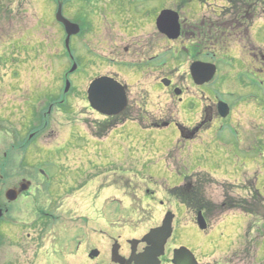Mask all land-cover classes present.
<instances>
[{
    "label": "rangeland",
    "instance_id": "374dc122",
    "mask_svg": "<svg viewBox=\"0 0 264 264\" xmlns=\"http://www.w3.org/2000/svg\"><path fill=\"white\" fill-rule=\"evenodd\" d=\"M122 1L128 6V0H104L102 7L113 4L120 6ZM214 1L213 5H226L223 0ZM254 2L260 3L261 15L258 14L255 19L257 13H254L253 19L249 20L248 28L253 26L246 35L248 37L242 34L243 42L229 39L225 47L217 46V59L209 63L217 65L219 72L210 87L197 88L193 84L189 68L194 57L183 55L179 59H173L176 51H179V56L183 47L188 45L185 39L184 42L180 40L167 44V47H157L154 44L152 51H148L147 59L150 60L157 56L155 54H159L160 49L167 48L162 72L152 68L147 72L145 67L134 66L140 51L135 55L131 49L130 98L135 101L132 102L131 117L140 120L120 126L108 136L107 141H94L90 136L95 127H98L95 119L99 117L84 108V89L91 72H126V69H117L109 64L102 70L91 66L89 73L78 71L71 79L70 97L66 100L71 102L70 106L63 108L56 104L57 108L46 121L48 126L30 146V153L26 154L25 159L30 160V167L36 172L41 171L38 182L44 183L56 178L64 183L71 200L75 202L95 197L120 201L124 198L142 199L146 197L145 189L162 191L165 190L163 187H181L186 177L195 176L194 179H200V174H207L214 182L207 183V179L211 178L209 176L202 181L203 193L219 204L226 187L225 182L238 175L240 180H245L243 182L249 189L243 193L233 189L230 193L235 198L246 197L249 203L247 210L252 211L253 214H249L253 216L233 214L230 218H223L214 229L226 231L229 227L227 225L231 223L232 232L236 234L240 228L251 231L247 233L246 261L248 264H264V224L260 221L264 214V66L261 61L253 58L258 53L264 54V0ZM183 3L184 0H131V11L140 12L141 15L145 13L147 18L149 15L154 17L157 12L169 9L175 11L184 6L180 15L188 25H197L203 21L207 23L209 18L213 22L218 19L216 16L219 11L202 12L197 2ZM41 9L39 0H23L21 12L13 16L14 23L8 26V36L21 38L24 43L23 50L13 52L20 57L16 62V69L14 68L17 73L12 82L14 85L9 83L13 79L11 68L1 63L2 56L11 52L5 51V47L0 45V128L4 130L0 151L14 142V132H19L21 139H25L35 127H39L40 121L30 124L27 120L32 110L27 108L26 102L31 97L35 99L36 94L48 93V89L51 94H56V98L63 94L65 84L61 77L70 67L61 50L64 33L61 27L51 24L48 16H42ZM134 13L131 15L136 16ZM72 17L70 19L78 21ZM136 21L131 16V28H138ZM92 35L91 38L95 41L97 32ZM75 42L74 55L79 64H84L87 59L99 54L105 56L103 58L117 61V57H113L116 53L112 50L114 47L111 41L104 43V46L96 42L81 45L77 38L73 40ZM85 50H90L92 54H87ZM119 54L122 55L123 51ZM121 57L118 58L119 62L128 60L124 55ZM254 68L261 69L262 72H256ZM160 75L170 76L175 84L178 83L185 90L182 101L172 93L167 95L160 86H154V81ZM218 100H222L230 108L229 117L215 124L211 130L209 127L204 129L205 132L199 133L200 137L194 141L180 138V127L192 129L202 119L204 110L213 107ZM11 101L15 104H10ZM38 107L39 109L33 110L36 120L47 109L44 102H39ZM171 120L174 122L168 127H153L154 123L164 124ZM44 149L50 150L45 153ZM211 157H216V162L210 160ZM26 160L24 165H28ZM14 181L12 179L9 183ZM256 191L261 197H256ZM159 193L161 199L163 195ZM253 196L256 198H252ZM144 207L147 209L146 204ZM138 210L141 215L137 218H130L128 221L121 218V227L126 224L131 226L132 222L147 231L160 224V220H151L147 212L143 214L140 207ZM179 214L182 215L173 223L174 233L178 229H194L184 208ZM77 219L79 217L70 218L68 226L71 229H80L84 225L82 220ZM253 245L257 250L262 246V250L258 253L256 250L254 254Z\"/></svg>",
    "mask_w": 264,
    "mask_h": 264
},
{
    "label": "flooded vegetation",
    "instance_id": "af4514ba",
    "mask_svg": "<svg viewBox=\"0 0 264 264\" xmlns=\"http://www.w3.org/2000/svg\"><path fill=\"white\" fill-rule=\"evenodd\" d=\"M223 1L227 3L225 0ZM103 2L104 0H39V5L42 8L41 10H43L42 16H48L51 24L55 23L63 30L61 50L70 67L61 77V81H63L65 86L63 94L59 95L58 98H56V94H51L50 89H48V93L36 94L35 99L31 97V101L28 100L26 102L27 108L32 110V113L27 117L28 123L35 124V121H40L39 127H35L25 139H21L19 132H14V142L9 144L5 150L0 151V264H248V261H246L247 233L251 231L240 228L236 234L232 232L233 226L231 223L227 225L229 227L226 231H216L214 229V226L220 223L223 218H230L233 214L243 213L242 210L232 209L233 204L237 203L239 206H247L249 204L246 197L235 198L230 193V190L233 189H237L239 192L242 191V193L247 192V189H249L248 185L243 182L245 180H240L238 175L231 181L225 182L224 185L226 187L223 190L222 201L219 204L204 195L203 183H201L202 181L197 182L194 179L195 176H193L194 180L190 186L187 185V178L189 177H186L181 187H163L165 190L162 191L161 189H145L146 197L142 199L124 198L119 201L114 198L95 197L93 199H79L78 202H75L71 200L64 183H60L56 178L55 180L49 179L48 182L44 183L38 182L41 171L36 172L30 167V160L25 159L26 154L30 153L32 143L48 126L46 121H48V117L51 116L53 110L57 108L56 104L63 108L70 106L71 102L66 101L70 97V89L67 90L68 92L65 91L66 84L67 82L70 85L72 84L73 77L78 71L89 73L88 70H90L91 66H96L102 70L103 67L109 66V64L117 69L119 67L126 69V72L103 73V71H96L88 74V83H86V88L84 89V108H88L99 117L95 119L98 127H95L94 133L90 136L94 141L104 142L120 126L132 122L136 123L140 120V118L131 117L132 102L135 103L130 98L131 49L134 50L133 54L135 55L140 51V55L135 58L136 65L134 66L145 67L147 72L151 68L158 72L164 70L167 48L160 49L159 54H155L157 56L150 58V60L147 59L148 51H152L154 44L157 47L161 45L167 47V44L171 45L180 40L184 42V39L188 45L183 47L179 56V51H176L173 59H179L178 57L186 55L195 58L192 63H209L211 60L216 61L218 45L225 47L229 39L243 42L241 35L244 34L247 37V33L250 32L253 26L251 25L250 28H247L249 20L253 19L254 13H257L255 19L258 14L261 15L259 5L255 7H231L228 4L224 6L213 5L214 0H205L203 2L193 0L187 3L197 2L202 12L213 10L212 12L216 13L219 11V15L216 16L218 19L213 22L209 18L207 23L203 21L197 25H188L182 21L180 13L181 11L183 12L185 7L181 6V9L173 10L178 14L180 23V36L173 41L165 34L162 35L156 25L161 12H157L154 17L149 15L146 18L145 13L141 15L140 12L134 13L131 11V0L126 2L128 6L122 1L120 6L113 4L102 7ZM185 4L184 2L183 5ZM22 8L23 0H0V45L5 47V51L11 52L2 56L1 63L12 70L13 79L9 82L11 85L15 84L12 83L17 75L14 68L16 69V62L20 58L13 52L23 50L22 46L24 43L21 42L23 40L21 38H14L12 35L8 36V26H11L12 22L14 23L13 16L21 12ZM59 8L64 19L80 27V33L72 36L71 39H68L63 24L56 20ZM101 8L104 9L101 11ZM253 10L254 12L252 13L251 11ZM234 11H238L239 14L235 16ZM133 13L136 16L131 15ZM231 13L234 14L232 20ZM130 15L133 20H137L136 26L138 28H131ZM71 17L78 21L70 19ZM94 32H97L95 41L94 38H91ZM120 36L125 38V40L120 38ZM76 38L81 45H90L96 42L104 46V43L108 44L111 41L114 47L112 50L116 53V56L113 57H117V61L103 58L105 56L99 54L87 59V61L85 57L86 62L84 64L77 63L74 55L75 49H73L74 44H76V42L73 43V40ZM132 38L133 40L131 41ZM32 40L31 38L30 41ZM9 47H12V50H9ZM29 49L32 50V48ZM121 51H123L122 55L119 54ZM85 52L92 54L90 50H85ZM123 55L128 57V60L119 62L118 58ZM253 58L256 61H261L264 66V54L258 53ZM152 59L154 60L152 61ZM192 63L190 64L192 65ZM74 66H76V69L71 72ZM215 66L217 68V65ZM254 71L262 72L258 68H254ZM217 72H219L218 68ZM98 78L113 79L124 87L125 98H127L126 108L120 114L106 116L91 107L88 100V91L91 84ZM163 81H166V86ZM154 82V86L163 88L167 95L172 93V95L177 96L175 92L179 91L180 94L177 98L182 101L181 97L185 94V90L177 85L178 83L175 84L174 79L170 76L160 75ZM210 84L196 85L195 87H210L214 84V80ZM160 87L159 89H161ZM13 89H15V86H13ZM42 98L45 100L41 101ZM38 100L39 102H44L47 109L44 112L42 111L40 116H37L38 120H36L33 110L39 109ZM220 102L222 100H218L213 107H207L204 110V114H202V119L192 129L185 127V129H182L180 127L182 131L180 138L186 141H194L200 137L199 133L205 132L204 129L209 127L208 129L211 130L215 124L226 120L227 117L222 118L219 114L218 104ZM10 104L13 105L15 103L11 101ZM228 110L230 115L231 110L229 107ZM172 122L174 120L164 124L154 123L153 127L158 129L168 127ZM3 135L4 130L0 128V142ZM49 150L44 149L43 152L47 153ZM215 158L211 157L210 160H217ZM25 160L26 162L28 161V165H24ZM201 175L209 176L207 174ZM12 179L15 181L10 184L9 182ZM210 179L214 182L212 177ZM180 189L184 190L175 194V191ZM9 190H14L17 193L14 201L7 199ZM196 190H198V193ZM159 192L163 195L161 199ZM258 193V191L255 192L257 194L256 197H261ZM256 197L253 196L252 198ZM32 198H34V202H32ZM145 204L147 209L144 207ZM137 206L140 207L143 214L147 212L151 220H160V224L147 231L132 222L131 226L126 224L121 227V218L128 221L130 218L134 219L141 215ZM226 206V212L221 214V208L223 209ZM182 208L186 210L189 216L187 218L192 220L191 224L194 229H178L176 234L172 230L171 236L163 247L160 246L163 240L157 235L153 239L147 240L152 230L161 227L167 216H173L174 223L182 215L179 214ZM199 214L202 215L207 223V229L205 230L198 228L197 218ZM243 214L251 215L253 213L251 211V214H249L245 208ZM263 215H261L260 221L264 224ZM71 217H79L84 225H81L80 229H71L68 226V223L71 222ZM79 219L77 220L79 221ZM126 227L128 228L125 229ZM183 249L187 250V252L178 253ZM256 250L253 245L254 254ZM260 250H262V246L261 249L257 250V253Z\"/></svg>",
    "mask_w": 264,
    "mask_h": 264
},
{
    "label": "water",
    "instance_id": "95a60500",
    "mask_svg": "<svg viewBox=\"0 0 264 264\" xmlns=\"http://www.w3.org/2000/svg\"><path fill=\"white\" fill-rule=\"evenodd\" d=\"M61 8V7H60ZM59 8L56 20L63 24L65 28V32L67 34L68 39H71L72 36H76L80 33V27L77 24H73L70 21L64 19L62 16V11ZM157 27L159 31L165 34L170 40H176L180 36V23L179 16L176 12L171 10H165L160 13L157 19ZM76 66H74L71 72H74ZM216 74V67L212 64L203 63V62H195L192 63L190 67V75L193 79V82L197 84V86H202L205 83H209ZM165 86L167 85L166 81H163ZM70 89V83L66 84V92ZM175 94L179 96L180 92L176 91ZM89 102L91 107L106 115V116H116L120 114L124 108H126V93L125 89L122 85L115 82L110 78H98L96 79L90 86L88 91ZM219 114L222 118H226L228 116V106L224 103L218 104ZM17 193L14 190H9L7 192V199L10 201H14L16 199ZM173 216H167L162 223V226L152 230L151 235L147 237V240L153 239L156 237H161L163 240L160 243V246L163 247L167 239L171 236L173 230ZM264 220V217H263ZM197 223L199 225L198 228L201 230L207 229V223L199 214L197 218ZM187 250H180L178 253H185Z\"/></svg>",
    "mask_w": 264,
    "mask_h": 264
},
{
    "label": "trees",
    "instance_id": "16d2710c",
    "mask_svg": "<svg viewBox=\"0 0 264 264\" xmlns=\"http://www.w3.org/2000/svg\"><path fill=\"white\" fill-rule=\"evenodd\" d=\"M190 1H193V0H184V2L185 3H187V2H190ZM197 1V0H196ZM198 1H205V0H198ZM226 2H227V4L228 5H230L231 7H241V6H257V5H259L260 6V3L258 2V3H256V2H254V0H225ZM264 5V4H263ZM261 7H262V5H261ZM252 13L254 12V10L253 11H251ZM232 14V18H231V20L234 18V14H235V16L236 15H238L239 13H238V11H234V14L233 13H231ZM230 20V21H231ZM249 23H250V21H249ZM248 23V24H249ZM247 28H248V25H247ZM250 28V27H249ZM248 37V36H247ZM207 177H205L204 175H201L200 176V179H196L197 180V182H201V181H204L205 179H206ZM194 179L193 178H187V185H191L192 184V181H193ZM210 182H212L211 180L209 181V178L207 179V183H210ZM201 183H203V182H201ZM184 189H186V188H184ZM184 189H180L179 191H175V194H177V192H181L182 190H184ZM196 192L198 193V190H196ZM200 197H202V196H200ZM203 198V197H202ZM234 206L232 207V209H234V210H242L243 211V213L245 212V208L247 209L248 208V206L249 205H247V206H245V205H243V206H239L237 203H235V204H233ZM252 207V206H251ZM225 208H227V206L226 207H223V209L221 208V211L220 212H222L221 214H223V213H225L226 211V209ZM253 208V207H252ZM248 211V210H247ZM248 213H251L250 211H248Z\"/></svg>",
    "mask_w": 264,
    "mask_h": 264
}]
</instances>
